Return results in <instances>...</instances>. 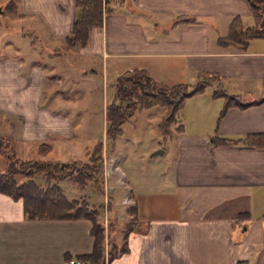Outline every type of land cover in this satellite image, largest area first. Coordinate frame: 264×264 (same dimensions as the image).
I'll use <instances>...</instances> for the list:
<instances>
[{"label":"crops","instance_id":"1","mask_svg":"<svg viewBox=\"0 0 264 264\" xmlns=\"http://www.w3.org/2000/svg\"><path fill=\"white\" fill-rule=\"evenodd\" d=\"M18 6L22 16L38 23L42 40L61 44L64 51L68 48L65 37L78 12L75 0H18V4L16 0ZM178 14L198 21L173 25ZM235 15L252 23L247 0H124L104 14L101 26L91 29L87 45L73 49L71 58L85 60L87 66L80 74L75 66L68 67L69 91L75 89L73 80L82 76L96 82L99 69L90 59L98 56L102 81L106 76L111 84L110 100L116 79L134 68L167 84L192 83L199 71H215L224 77L221 83L229 93L246 101L258 99L264 94V37L250 39L246 50L217 44ZM160 27L168 30L152 31ZM23 52L24 48L0 53V135L19 149L25 146L22 152L33 143L49 141L63 158L82 159L94 140H105L101 136L106 107L103 104L97 134L93 133V114L84 108L92 98L89 88L77 102H69L68 93H57L56 83L46 92V65L54 72L62 62L37 49H28V56ZM212 90L187 96L171 134L161 136L155 145L156 151L162 149L157 153L167 154L171 162L166 194L176 209L172 214L141 216L140 205L151 195L152 183L143 174L132 183L123 180L142 223L138 221L127 234L128 250L106 264H264V146L215 141L218 135L240 138L264 133V98L246 107L229 106L220 116L224 99L212 96ZM77 107L84 113L75 117L71 113ZM121 172L127 179L128 172ZM118 182L114 173L106 176L109 195L118 189ZM83 193L87 194L86 188ZM126 217L116 220L124 223ZM109 221L105 218V229L112 237L118 229L113 224L108 231ZM91 226L86 218L26 219L23 199L0 192V264H68L66 253L91 251Z\"/></svg>","mask_w":264,"mask_h":264},{"label":"trees","instance_id":"2","mask_svg":"<svg viewBox=\"0 0 264 264\" xmlns=\"http://www.w3.org/2000/svg\"><path fill=\"white\" fill-rule=\"evenodd\" d=\"M251 7L252 23H246L241 15H235L229 22L228 31L217 37L220 47H230L234 50H246L250 39L264 37V0H247ZM77 14L70 33L65 37L66 46H85L93 27L101 26L104 14L115 9L116 4L124 0H75ZM2 11H13L16 8L14 0H0ZM1 15V14H0ZM198 19L187 14L175 16L173 25L195 23ZM224 77L215 71H199L194 83L167 84L154 79L145 69L134 68L122 73L114 83V95L106 105V138L114 140L121 133V125L130 112L136 108L160 105L165 108L158 121V129L166 139L171 134V125L177 120V113L183 107L185 98L189 95L203 92L207 86L216 81L212 96L223 97L224 104L220 116L229 106L246 107L258 102L262 97L246 101L238 94L229 93L222 85ZM216 143H245L264 146V133H247L240 138L216 136ZM104 141L97 139L87 148L86 158L92 164L78 162L63 164L50 162L48 156L53 151V143L42 141L33 143V157L19 154V147L12 139L0 135V152L5 151V162L0 164V192L14 199L22 198L24 216L26 219H79L86 218L92 222L90 233L93 236V246L90 252L75 256L66 253L65 259H81L88 264H106L112 258L128 250L127 234L134 230L139 221L135 204L127 206L129 215L124 220L119 233L120 239L110 241L111 235L106 234L105 223L100 218V211L86 199L69 197L59 185V181L67 176L74 178L79 187L83 188L89 179L99 173L103 158ZM31 151V152H32ZM2 159V158H0ZM77 166V167H75ZM94 173V174H93ZM42 174L44 183L36 180V175ZM110 237V238H109ZM111 245L107 248L106 243ZM76 264V263H71Z\"/></svg>","mask_w":264,"mask_h":264},{"label":"rangeland","instance_id":"3","mask_svg":"<svg viewBox=\"0 0 264 264\" xmlns=\"http://www.w3.org/2000/svg\"><path fill=\"white\" fill-rule=\"evenodd\" d=\"M19 11V6L13 11H2V9L0 11V53L6 51H17L21 48H24V56H28V49H32L33 51L34 49H37L45 53H52L55 59L62 62V68L59 67L53 72L52 69L49 68L50 66L46 65V69L49 73V76L46 79V92H50L52 90V84L56 83L59 86V89H56L57 93H68L67 100L69 102H77L80 96L85 97L84 91L88 94L87 88H89V93L92 98L88 106L84 108L85 110L87 108V112L93 114L91 129L94 128L93 133L97 134V131L95 132L97 127L96 124L98 123L97 119L101 118L100 115L102 113L103 104L106 107L107 103L110 101L111 86L106 76L105 81H102V66L100 57L96 56L90 59L91 63L99 69L97 75L95 74L96 82L93 83V81L91 82L82 76L81 79L78 78L77 80H73L75 82V89L69 91L68 78L72 76V73L67 71L68 67L75 66L77 70L79 69L80 74L87 66L85 60L75 62V60L71 58V53L74 52L73 49L77 50L79 46L68 47L64 51L62 50V46H60L61 44L57 45L58 43L42 40V38H40L42 35L41 29L35 19L32 17H24L19 13ZM166 30H168V28L164 29L163 27H160L158 29H153L152 31L155 33H161ZM258 41H262V39H259ZM60 52L62 54H59ZM45 57L47 56L42 58ZM45 62H47V60ZM53 73L56 75H53ZM190 82L193 83L195 81ZM214 87L215 83L212 82L206 89L208 90ZM164 110L165 108L160 105H152L132 110L128 118L121 125V133L111 141L106 140V133L102 135L103 131L100 127L99 134L105 139V154H103L99 173L95 171V176L89 179L83 188L79 187L74 181V178L70 176H67L58 182L69 197L86 199L90 205L98 208L100 211V218H102L103 221H105V218L109 221L111 213L113 214L114 221L108 222L107 229L108 231H111L112 225L115 224V230L118 229V231L113 234V236L109 239L110 241H112L111 239H120L119 233L121 232L120 229L123 227V221L116 220V218L119 219L120 216H125V214H127L125 209L127 204L123 203L122 199L129 193L123 186L125 182H128V180L130 181L129 183H132V180L134 181L137 176V178H140V175L143 174L146 181L152 183L148 187L152 192L151 195L146 197L140 205L141 216L172 214V212L176 209V204L174 203L175 201H173L172 198L166 194V187H168L169 184V172L171 165L170 159L165 153H155L157 150L155 149V145L159 140H161L162 136L158 129V118ZM82 113H84V109L77 107L71 115H75V117H77ZM74 120L76 121L75 118ZM162 139H164L163 136ZM24 147L25 146L21 145L18 150L19 154L24 157L35 156V153L31 150V148H25L24 150H26V152H22L21 149ZM59 154H61L60 150L55 147V149L50 152L48 156L50 162H62L63 164H66L77 161L69 160L67 159L68 157L63 158ZM0 158H2L0 159V164L2 165L6 160L5 151L0 152ZM78 162L93 163L86 158V154L82 157V159L80 158V161ZM76 165H78V167L80 166L78 163H76ZM121 170H124L125 173L128 172L127 179ZM112 173L118 176L120 183L118 182L119 186L115 193L109 195L107 183H110V181L104 183V179ZM35 178L38 182L44 183L42 174H37ZM107 179H110V177ZM123 180L124 183L122 182ZM103 187L104 190L102 189ZM134 187L135 190L138 189V185H135ZM84 188H86L87 194L83 193ZM101 189L103 191H101ZM162 204H165V207L162 208ZM113 207L116 211L112 212ZM139 222L142 223V221Z\"/></svg>","mask_w":264,"mask_h":264},{"label":"built area","instance_id":"4","mask_svg":"<svg viewBox=\"0 0 264 264\" xmlns=\"http://www.w3.org/2000/svg\"><path fill=\"white\" fill-rule=\"evenodd\" d=\"M117 167V166H116ZM122 202L125 204H130L131 203V198L130 196L127 194L124 196V198L122 199ZM71 263H76V264H88V262L82 261L81 259H77V258H72L68 261V264ZM238 264H248L246 262H239Z\"/></svg>","mask_w":264,"mask_h":264},{"label":"water","instance_id":"5","mask_svg":"<svg viewBox=\"0 0 264 264\" xmlns=\"http://www.w3.org/2000/svg\"><path fill=\"white\" fill-rule=\"evenodd\" d=\"M0 11H1V8H0ZM162 151V149H160V150H158V151H155V153H157V152H161Z\"/></svg>","mask_w":264,"mask_h":264}]
</instances>
